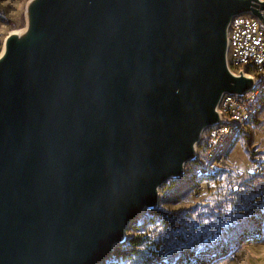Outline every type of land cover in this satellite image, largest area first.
Wrapping results in <instances>:
<instances>
[{"label":"water","instance_id":"obj_1","mask_svg":"<svg viewBox=\"0 0 264 264\" xmlns=\"http://www.w3.org/2000/svg\"><path fill=\"white\" fill-rule=\"evenodd\" d=\"M260 0H30L0 58V264H101L185 173Z\"/></svg>","mask_w":264,"mask_h":264},{"label":"rangeland","instance_id":"obj_2","mask_svg":"<svg viewBox=\"0 0 264 264\" xmlns=\"http://www.w3.org/2000/svg\"><path fill=\"white\" fill-rule=\"evenodd\" d=\"M29 1L0 0V52L10 32L25 29ZM204 154L205 146L201 143L198 158L203 159ZM230 159L233 168L213 178L202 179L201 188L190 179L197 163L188 162L182 176L170 178L161 187L156 206L169 215L173 227L169 229L148 223L146 210L136 220L142 229L135 230L131 224L127 236L140 235L145 243L151 239L170 243L175 238L189 239L190 242L199 239L202 247L218 240L222 242L220 250L228 253L216 264H264V233L260 236L256 232L260 210L258 183L248 173L264 160V106L249 132L235 143Z\"/></svg>","mask_w":264,"mask_h":264},{"label":"built area","instance_id":"obj_3","mask_svg":"<svg viewBox=\"0 0 264 264\" xmlns=\"http://www.w3.org/2000/svg\"><path fill=\"white\" fill-rule=\"evenodd\" d=\"M254 5L259 15L248 11L233 16L227 35L229 69L235 74L243 72L253 78L254 84L242 93L226 92L222 95L218 104L219 121L205 128L199 142L205 146L204 157L198 158V144L193 160L197 163L192 173L193 182L198 188H201L202 179L213 178L233 168L231 151L237 140L249 132L264 106V5L261 2H254ZM248 173L257 179L258 227L264 230V160Z\"/></svg>","mask_w":264,"mask_h":264},{"label":"trees","instance_id":"obj_4","mask_svg":"<svg viewBox=\"0 0 264 264\" xmlns=\"http://www.w3.org/2000/svg\"><path fill=\"white\" fill-rule=\"evenodd\" d=\"M190 179L194 180L193 174ZM145 220L154 226L159 224L169 229L173 227L169 215L156 208L148 210ZM132 225L135 230L142 229L136 220ZM256 232L261 236L264 230L258 227ZM175 239L173 243L151 239L147 242L151 243L148 245L140 235L127 236L101 264H216L220 257L228 253L220 250L222 242L218 240L202 247L201 240L192 239V236L191 242L189 239ZM208 252L210 254H206Z\"/></svg>","mask_w":264,"mask_h":264},{"label":"bare ground","instance_id":"obj_5","mask_svg":"<svg viewBox=\"0 0 264 264\" xmlns=\"http://www.w3.org/2000/svg\"><path fill=\"white\" fill-rule=\"evenodd\" d=\"M25 29H23L22 31H12V32H10L8 35H10V34H22L23 33V31H24ZM8 35H7V37H8ZM5 50H6V46H5V44H4V46H3V48H2V51L0 52V58L4 55V53H5ZM196 152H197V150H196ZM197 154V153H196Z\"/></svg>","mask_w":264,"mask_h":264}]
</instances>
